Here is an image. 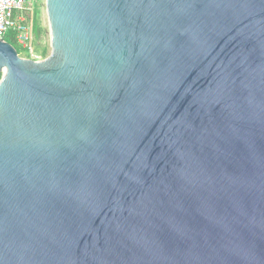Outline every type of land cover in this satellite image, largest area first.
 <instances>
[{
  "label": "water",
  "instance_id": "obj_1",
  "mask_svg": "<svg viewBox=\"0 0 264 264\" xmlns=\"http://www.w3.org/2000/svg\"><path fill=\"white\" fill-rule=\"evenodd\" d=\"M0 41V264H264V0H45Z\"/></svg>",
  "mask_w": 264,
  "mask_h": 264
},
{
  "label": "built area",
  "instance_id": "obj_2",
  "mask_svg": "<svg viewBox=\"0 0 264 264\" xmlns=\"http://www.w3.org/2000/svg\"><path fill=\"white\" fill-rule=\"evenodd\" d=\"M29 11L27 0H0V41L13 36L16 45L24 52V59L41 61L33 52L32 35L24 25L23 16Z\"/></svg>",
  "mask_w": 264,
  "mask_h": 264
},
{
  "label": "rangeland",
  "instance_id": "obj_3",
  "mask_svg": "<svg viewBox=\"0 0 264 264\" xmlns=\"http://www.w3.org/2000/svg\"><path fill=\"white\" fill-rule=\"evenodd\" d=\"M27 3L29 6V11L23 16L24 25L31 32V48L33 49V52L40 58V60H44L49 58V56L52 54L49 27L45 11V0H27ZM34 19L39 29L37 32V39L35 38V34L32 31ZM43 50L45 51V56L41 55ZM20 57L25 58V55L22 53Z\"/></svg>",
  "mask_w": 264,
  "mask_h": 264
},
{
  "label": "trees",
  "instance_id": "obj_4",
  "mask_svg": "<svg viewBox=\"0 0 264 264\" xmlns=\"http://www.w3.org/2000/svg\"><path fill=\"white\" fill-rule=\"evenodd\" d=\"M32 31L34 32V34H35V38L37 39L38 38V35H37V32L39 31V29H38V26H37V24H36V22H35V19H34V21H33V29H32ZM6 42L8 43V44H10V45H12L13 47H14V49L16 50V53H17V55L18 56H21L22 55V53H24L17 45H16V43H15V41H14V39H13V36H8L7 38H6ZM41 55L42 56H45V51L43 50L42 51V53H41Z\"/></svg>",
  "mask_w": 264,
  "mask_h": 264
}]
</instances>
